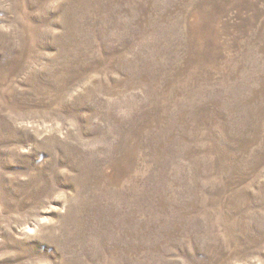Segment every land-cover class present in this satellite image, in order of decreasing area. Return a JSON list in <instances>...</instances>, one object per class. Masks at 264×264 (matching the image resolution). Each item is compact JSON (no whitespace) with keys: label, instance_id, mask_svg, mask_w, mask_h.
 Listing matches in <instances>:
<instances>
[{"label":"rangeland","instance_id":"obj_1","mask_svg":"<svg viewBox=\"0 0 264 264\" xmlns=\"http://www.w3.org/2000/svg\"><path fill=\"white\" fill-rule=\"evenodd\" d=\"M0 264H264V0H0Z\"/></svg>","mask_w":264,"mask_h":264}]
</instances>
